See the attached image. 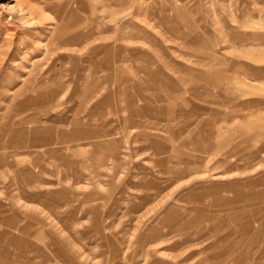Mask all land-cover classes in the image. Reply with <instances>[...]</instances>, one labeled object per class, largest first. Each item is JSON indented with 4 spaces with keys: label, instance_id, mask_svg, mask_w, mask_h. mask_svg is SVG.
<instances>
[{
    "label": "rangeland",
    "instance_id": "1",
    "mask_svg": "<svg viewBox=\"0 0 264 264\" xmlns=\"http://www.w3.org/2000/svg\"><path fill=\"white\" fill-rule=\"evenodd\" d=\"M0 264H264V0H0Z\"/></svg>",
    "mask_w": 264,
    "mask_h": 264
}]
</instances>
